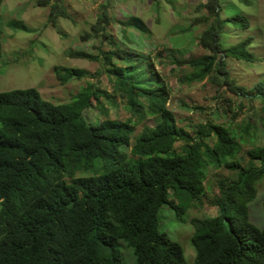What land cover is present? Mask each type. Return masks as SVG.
Listing matches in <instances>:
<instances>
[{
    "label": "trees",
    "instance_id": "trees-1",
    "mask_svg": "<svg viewBox=\"0 0 264 264\" xmlns=\"http://www.w3.org/2000/svg\"><path fill=\"white\" fill-rule=\"evenodd\" d=\"M36 3L50 9L52 23L68 16L65 0ZM107 7L91 30L114 48L100 55L72 50L68 56L102 62L114 93L138 119L111 118L102 98L114 103V95L92 82L65 103L44 99L34 87L0 92V264H126L123 247L133 254L131 264H189L182 245L163 230L166 206L194 228L191 264H264V226L251 221L249 210L264 181V145L252 140V125L199 123L194 133L180 126L154 62H140L135 47L113 41ZM198 9L205 11L198 40L206 53L187 59L172 55L175 64L191 69L185 81L201 82L215 74L235 95L260 100L264 112V79L252 87L239 85L223 55L259 60L254 52L251 57L257 33L225 46L231 29L252 28L250 17L226 13L223 0H203ZM120 23L150 36L135 17ZM8 25L30 30L16 19ZM53 71L62 84L88 75L86 69L62 65ZM92 99L106 117L96 123L85 117ZM146 115L154 122H146L134 137ZM247 143L252 147L241 158ZM210 166L229 170L211 201L217 214L188 219V212L203 204Z\"/></svg>",
    "mask_w": 264,
    "mask_h": 264
},
{
    "label": "rangeland",
    "instance_id": "rangeland-1",
    "mask_svg": "<svg viewBox=\"0 0 264 264\" xmlns=\"http://www.w3.org/2000/svg\"><path fill=\"white\" fill-rule=\"evenodd\" d=\"M36 1H1L0 92L34 87L44 99L65 103L72 101L74 94L92 82L114 95V103L102 98L111 118H131L136 122L138 117L130 111L126 100L114 93L113 82L103 71L102 62L68 56L72 50H86L100 55V50L114 48L113 43H103L98 33L91 30L106 5L113 19L107 27L113 41L135 47L140 53V62L146 58L154 62L160 77L167 84L170 92L168 104L180 126L194 133V126L199 123L216 122L239 128L249 123L252 125L251 138L254 143L264 145V112L260 100L235 95L215 74L201 82L187 83L185 79L191 69L173 62L172 55L187 59L206 53L198 40L205 28L202 24L205 11L198 9L203 0H172L173 4L168 0H65L68 16L58 17L55 23L49 21L50 9L38 6ZM251 1L252 4L248 6L239 0H223L226 13H244L252 22V28L247 31L231 29L225 46L254 33L260 37L254 43L251 54L253 57L254 52L259 57L257 62L232 59L223 54L232 77L239 85L248 87L264 79V0ZM132 17L141 20L150 29V36L120 23ZM14 19L23 21L30 30L11 28L8 23ZM87 33L91 35L90 38L85 37ZM55 65L83 68L88 75L62 84L53 71ZM91 104L85 110L87 120L96 123L105 119L95 99ZM146 122L152 124L154 117L146 115L143 121H138L134 137L141 133ZM181 145L182 142L176 143L177 148ZM251 147L252 143L244 144L240 157ZM78 175L89 176L92 172H79ZM228 175L229 170L224 166L207 168L203 204L191 209L188 219L217 214V208L211 201L219 194V180ZM249 210L251 221L263 227L264 181L259 183L257 199L249 205ZM162 227L182 245L186 261L193 263L196 257V250L191 244L193 226L178 221L171 208L166 206L162 214ZM123 254L127 259H124V263L131 264L134 260L131 250L123 247Z\"/></svg>",
    "mask_w": 264,
    "mask_h": 264
}]
</instances>
